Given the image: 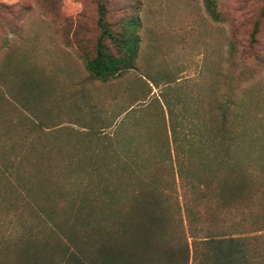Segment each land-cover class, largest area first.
I'll use <instances>...</instances> for the list:
<instances>
[{
    "label": "trees",
    "instance_id": "trees-1",
    "mask_svg": "<svg viewBox=\"0 0 264 264\" xmlns=\"http://www.w3.org/2000/svg\"><path fill=\"white\" fill-rule=\"evenodd\" d=\"M93 1L100 34L84 61L89 80L113 85L139 72L135 84L151 89L158 82L137 64L141 19L116 32L106 0ZM203 4L222 20L216 0ZM135 84L112 92L118 110L80 125L71 144L80 154L67 156L50 140L60 125L16 106L12 117L0 94V264H264V125L249 124L232 78L198 102L156 98L151 123L133 107L147 97ZM23 85L31 97L40 86ZM147 148L153 155L139 157Z\"/></svg>",
    "mask_w": 264,
    "mask_h": 264
},
{
    "label": "rangeland",
    "instance_id": "rangeland-1",
    "mask_svg": "<svg viewBox=\"0 0 264 264\" xmlns=\"http://www.w3.org/2000/svg\"><path fill=\"white\" fill-rule=\"evenodd\" d=\"M216 1L220 22L209 17L203 0H106L108 21L116 32L133 16L142 21L137 64L158 82L149 89L137 85L139 72L113 85L89 80L84 61L95 54L100 34L93 0H0V94L8 97L12 117L16 106L35 121L63 128L50 137L60 156L80 154L71 149L82 138L80 125L97 110H118L112 92L129 81L137 82L133 91L147 95L133 107L139 109L137 116L146 112L151 123L156 98L177 95L183 102L188 97L198 102L212 97L220 83L225 90L224 81L232 78L234 94L244 98L250 114L249 124L264 125V0ZM257 19L259 30L252 41ZM28 75L40 84L32 97L23 85L31 81ZM122 140L129 141L127 146L133 141L126 135ZM153 153L147 148L138 156Z\"/></svg>",
    "mask_w": 264,
    "mask_h": 264
}]
</instances>
